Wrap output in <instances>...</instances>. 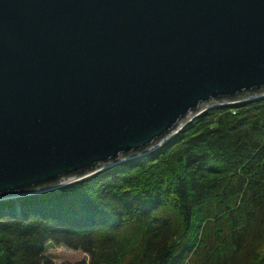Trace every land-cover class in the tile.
I'll return each mask as SVG.
<instances>
[{"label": "water", "instance_id": "95a60500", "mask_svg": "<svg viewBox=\"0 0 264 264\" xmlns=\"http://www.w3.org/2000/svg\"><path fill=\"white\" fill-rule=\"evenodd\" d=\"M262 94L264 0H0V200L146 155Z\"/></svg>", "mask_w": 264, "mask_h": 264}, {"label": "trees", "instance_id": "16d2710c", "mask_svg": "<svg viewBox=\"0 0 264 264\" xmlns=\"http://www.w3.org/2000/svg\"><path fill=\"white\" fill-rule=\"evenodd\" d=\"M51 242L89 264H264V96L206 110L146 155L0 200V264H58Z\"/></svg>", "mask_w": 264, "mask_h": 264}, {"label": "rangeland", "instance_id": "374dc122", "mask_svg": "<svg viewBox=\"0 0 264 264\" xmlns=\"http://www.w3.org/2000/svg\"><path fill=\"white\" fill-rule=\"evenodd\" d=\"M260 96H264V94ZM46 253L58 264H89L88 254L83 253L80 250L65 247L63 244H57L54 242L48 243Z\"/></svg>", "mask_w": 264, "mask_h": 264}]
</instances>
